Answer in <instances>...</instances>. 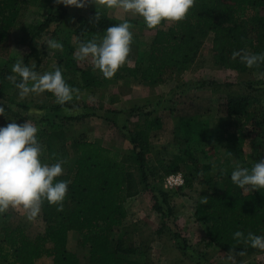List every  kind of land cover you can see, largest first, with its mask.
Masks as SVG:
<instances>
[{
	"label": "trees",
	"instance_id": "16d2710c",
	"mask_svg": "<svg viewBox=\"0 0 264 264\" xmlns=\"http://www.w3.org/2000/svg\"><path fill=\"white\" fill-rule=\"evenodd\" d=\"M32 2L33 5L40 4L39 7L49 12L46 20L31 28L27 36L31 51L24 63L40 72L48 55L39 48V40L52 24L64 23L68 10L62 4H57L56 0ZM259 8L264 9V0H194L193 7L182 21L162 22L154 29L155 35L145 47L139 42L138 35L139 31L143 32L147 28L144 21L126 19L133 33L131 50L135 49L134 65L120 68L112 78H102L93 73L92 59L86 67L75 60L76 46L70 43L73 37L77 44L89 40L99 43L108 27L124 21L96 6L89 13L78 16L73 28H59L55 33V40L63 44L65 51L55 53L58 64L54 70L59 67L66 83L76 91L71 101L63 105L55 104L51 108L56 112L75 109L72 101L78 98L83 89L95 93L106 88L107 84L122 80L135 79L150 85L175 80L197 66L201 50L208 39L212 41L216 66L239 73L264 75V62L249 68L240 62L239 57L232 58V53L240 50L249 54L264 53V14L254 22L246 20L250 10ZM56 9L57 14L54 13ZM21 11V0H0V45L15 29ZM97 12L100 18L95 21ZM11 68V65L0 67V82L16 87L8 79L10 75H15ZM16 79L19 82L18 76ZM199 84L213 86L221 83L204 81ZM111 102H116V99ZM253 104L250 96L244 95L231 96L226 100V115L233 120L236 130L227 135L225 143L232 169L213 174L212 164L201 166L206 174L200 176L199 182L207 187V191L197 202L194 213L196 221L208 227V247L227 253L243 252V255L264 253V250L252 248L243 240L238 242L233 238L238 230L245 236L248 232L264 235V190H250L247 193L230 179L234 167L251 168L254 165L244 155L248 133L256 132L257 136L264 137V111H258ZM21 107L29 109L25 105ZM63 117L56 115L54 120L47 121L46 127L38 132V140L50 164L59 160L65 163L72 161L71 174L57 178L71 181L63 202L64 210L57 211L56 205L44 200L41 210L47 229L43 235L35 238L30 237L20 225L12 227L4 223L0 228V264H37L45 257L53 258V264H80L77 254L69 249L70 232L79 235L80 246L88 247L89 264H149L143 262L147 251L126 244L128 232L124 227L129 214L128 201L149 186V177L158 170L157 166H151L149 158L154 151L152 134L159 130L161 123L149 120L144 125H137V129L129 132L132 150L123 153L86 138L68 143L66 123L68 120L75 121L77 117ZM179 132L180 144L192 142L198 145L208 141L209 135L196 117L184 118ZM160 165L165 177L181 171L175 163ZM197 172L201 173L199 170ZM191 178L186 176L185 186L176 191L157 189L160 197L154 196V210L163 219L157 233H162L168 225L167 219L174 217L172 199L184 188L194 187L196 180Z\"/></svg>",
	"mask_w": 264,
	"mask_h": 264
},
{
	"label": "rangeland",
	"instance_id": "374dc122",
	"mask_svg": "<svg viewBox=\"0 0 264 264\" xmlns=\"http://www.w3.org/2000/svg\"><path fill=\"white\" fill-rule=\"evenodd\" d=\"M32 1L21 0L22 11L19 22L6 41L0 45V67L12 66L17 61L24 62L31 51L27 43L31 28L40 25L48 17V10L39 7L40 4L33 5ZM96 6L107 10L109 15L121 20L144 21L142 17L127 13L121 8L106 7V0H97V4L90 2L85 8L64 6L68 10L64 23L52 24V27L45 31L42 39L39 40V48L48 55L39 73L53 71L58 64L55 53L65 51L64 49L49 50L46 42L49 39H55V33L59 31V28L69 30L76 26V18L89 13ZM54 13L57 14V9ZM263 14L262 8L250 10L246 20L254 22ZM138 30L139 26L136 29L137 33ZM138 35L139 42L145 47V44L154 37L155 30L145 28L143 32L139 31ZM70 43L76 46L77 51L79 44L74 37L70 39ZM134 53L135 49H132L128 62L121 68L134 65ZM90 60L91 57L83 61L82 66L86 67L87 63H91ZM94 69L95 75L103 76L99 69L95 67ZM204 81L221 84L213 86L199 84ZM0 88L2 89L0 106L5 108V115L0 116V126H6L12 120L23 124L29 119L39 132L46 127L47 121L54 120L56 115L61 118H64L63 116L77 117L75 121L68 120L66 123L68 143L78 138H86L97 141L107 148L129 153L132 150L129 141L130 131L149 120H158L161 123L159 130L152 134L154 151L149 158L151 166H157L158 170L154 176L149 177V186L143 188L144 191L140 195L127 203L129 214L124 227L128 232L126 244H133L141 251H147L148 255L143 262L149 264H264V253L241 256L208 247V227L197 222L194 217L197 202L207 191V187L199 182L200 176L206 174L201 166L212 164L213 174L217 171L232 169L231 164L228 163L225 143L227 135L236 130L233 120L226 115L225 102L231 96H250L255 103L253 104L255 108L258 111H264V75L239 73L216 66L212 41L208 39L201 50L197 66L179 78L157 85L141 83L135 79L122 80L116 84H107L106 88L95 93L83 89L79 92L78 98L72 101L75 109L53 111L51 107L58 103L55 96L47 91L21 98L17 87L0 82ZM112 99H116V102H111ZM22 105L28 106L29 109H23ZM191 117H196L202 122L204 130L209 135L208 141L198 145L192 142L180 144L181 121ZM43 153L42 162L50 164ZM244 153L248 162L256 163L264 160V137L257 136L256 132H249ZM170 163L180 166L181 171L176 174H182L184 179L186 176L195 178L196 181L193 188H184L174 200L172 199V205L175 206L174 217L167 219V227L159 234L157 232L161 229L163 219L161 214L154 210V196L160 197L159 188L168 190L164 187L165 176L160 164ZM72 169L71 160L64 163L62 175H70ZM197 170L201 173L198 174ZM4 223L12 227L22 226L32 238L43 235L47 229L42 210L35 220L30 221L22 208L10 207L4 213H0V228ZM79 238L76 232H72L69 237V249L77 254L80 264H89L88 247L80 246ZM42 264H53V258L45 257Z\"/></svg>",
	"mask_w": 264,
	"mask_h": 264
},
{
	"label": "clouds",
	"instance_id": "9594fccd",
	"mask_svg": "<svg viewBox=\"0 0 264 264\" xmlns=\"http://www.w3.org/2000/svg\"><path fill=\"white\" fill-rule=\"evenodd\" d=\"M90 2L97 4V0H56L57 4L77 8H85ZM193 5L194 0H106L108 8H121L127 13L142 17L148 29H155L162 22L182 21ZM99 18L97 12L95 21ZM132 40L131 24L124 20L108 27L99 43L94 40L81 42L74 58L83 62L91 57L94 67L99 69L105 78H112L121 66L128 62ZM46 45L49 50L63 49V44L55 39H49ZM237 57L249 68L264 62V53L234 51L232 58ZM11 72L15 75H10L8 79L15 83L21 98L47 91L55 96L58 104L63 105L72 100L73 92L76 91L66 83L59 67L41 74L23 61H17L12 65ZM17 76L20 78L19 82ZM3 115L5 108L0 106V116ZM42 153L43 146L38 140V128L29 119L23 124L12 120L6 126H0V213L10 207L22 208L28 220H35L41 212L44 200L50 205H56L57 211L64 210L63 202L71 181L57 178L63 174L65 161L43 163ZM230 179L244 192L264 190V160L257 161L251 168L235 167ZM233 238L238 242L243 240L252 248L264 250V235L248 232L245 236L238 230L233 234ZM239 255L242 256L243 252Z\"/></svg>",
	"mask_w": 264,
	"mask_h": 264
},
{
	"label": "built area",
	"instance_id": "2783aa9c",
	"mask_svg": "<svg viewBox=\"0 0 264 264\" xmlns=\"http://www.w3.org/2000/svg\"><path fill=\"white\" fill-rule=\"evenodd\" d=\"M185 185V179L182 174H171L164 180V187L168 190L179 189Z\"/></svg>",
	"mask_w": 264,
	"mask_h": 264
},
{
	"label": "crops",
	"instance_id": "0c3cea01",
	"mask_svg": "<svg viewBox=\"0 0 264 264\" xmlns=\"http://www.w3.org/2000/svg\"><path fill=\"white\" fill-rule=\"evenodd\" d=\"M118 19H121V18H118ZM108 117V116H107ZM108 118H111V117H108ZM95 140V139H94ZM72 234V232H70L69 233V237H70V235ZM44 262V258H42L41 260H39L38 262H37V264H42Z\"/></svg>",
	"mask_w": 264,
	"mask_h": 264
}]
</instances>
